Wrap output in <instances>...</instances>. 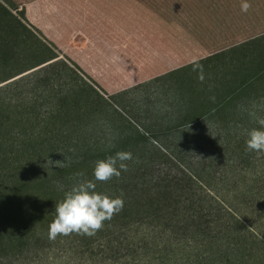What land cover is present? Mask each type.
Here are the masks:
<instances>
[{
	"label": "trees",
	"instance_id": "trees-1",
	"mask_svg": "<svg viewBox=\"0 0 264 264\" xmlns=\"http://www.w3.org/2000/svg\"><path fill=\"white\" fill-rule=\"evenodd\" d=\"M248 53L221 103L157 129L144 102L99 94L0 2V264H264V153L245 148L264 117V44ZM118 151L128 171L95 190L122 211L50 240L55 205Z\"/></svg>",
	"mask_w": 264,
	"mask_h": 264
},
{
	"label": "rangeland",
	"instance_id": "rangeland-1",
	"mask_svg": "<svg viewBox=\"0 0 264 264\" xmlns=\"http://www.w3.org/2000/svg\"><path fill=\"white\" fill-rule=\"evenodd\" d=\"M0 2L99 94L117 104L144 102L157 129L166 127L160 122H189L221 103L239 64L252 68L248 52L264 44L251 43L264 36V0H247V13L242 0ZM233 47L240 49L229 52ZM194 62L203 66L202 80ZM173 108L174 118L165 113Z\"/></svg>",
	"mask_w": 264,
	"mask_h": 264
},
{
	"label": "clouds",
	"instance_id": "clouds-1",
	"mask_svg": "<svg viewBox=\"0 0 264 264\" xmlns=\"http://www.w3.org/2000/svg\"><path fill=\"white\" fill-rule=\"evenodd\" d=\"M241 11L247 13L251 5L242 0ZM193 71L198 72L199 79H203V66L193 63ZM259 128L247 131L245 148L248 152L264 153V117H256ZM111 147V145H110ZM133 159L131 152L118 151L113 156L98 160L93 170L94 180H81L74 184L55 205L54 219L48 226V237L55 240L57 236L95 235L110 221L114 215L122 211L124 201L121 197L112 198L97 192L96 182H108L119 179L122 172L128 171V161ZM52 164V161L49 160ZM64 162H56L55 167L63 168ZM82 175V174H81Z\"/></svg>",
	"mask_w": 264,
	"mask_h": 264
}]
</instances>
